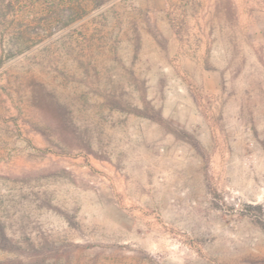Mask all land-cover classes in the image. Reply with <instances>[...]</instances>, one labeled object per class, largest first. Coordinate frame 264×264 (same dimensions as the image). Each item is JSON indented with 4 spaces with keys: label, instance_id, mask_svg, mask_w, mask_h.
<instances>
[{
    "label": "rangeland",
    "instance_id": "obj_1",
    "mask_svg": "<svg viewBox=\"0 0 264 264\" xmlns=\"http://www.w3.org/2000/svg\"><path fill=\"white\" fill-rule=\"evenodd\" d=\"M0 264H264V0H0Z\"/></svg>",
    "mask_w": 264,
    "mask_h": 264
}]
</instances>
